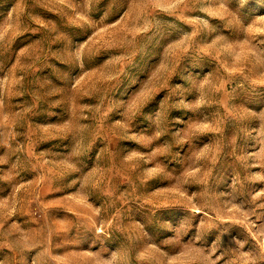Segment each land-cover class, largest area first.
<instances>
[{
  "label": "rangeland",
  "instance_id": "obj_1",
  "mask_svg": "<svg viewBox=\"0 0 264 264\" xmlns=\"http://www.w3.org/2000/svg\"><path fill=\"white\" fill-rule=\"evenodd\" d=\"M0 264H264V0H0Z\"/></svg>",
  "mask_w": 264,
  "mask_h": 264
}]
</instances>
